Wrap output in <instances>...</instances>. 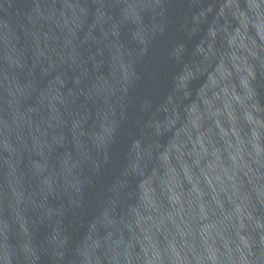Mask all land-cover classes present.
<instances>
[{"label":"water","instance_id":"1","mask_svg":"<svg viewBox=\"0 0 264 264\" xmlns=\"http://www.w3.org/2000/svg\"><path fill=\"white\" fill-rule=\"evenodd\" d=\"M0 264H264V0H0Z\"/></svg>","mask_w":264,"mask_h":264}]
</instances>
